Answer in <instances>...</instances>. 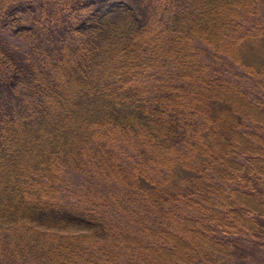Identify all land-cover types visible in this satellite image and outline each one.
Masks as SVG:
<instances>
[{"label":"trees","instance_id":"obj_1","mask_svg":"<svg viewBox=\"0 0 264 264\" xmlns=\"http://www.w3.org/2000/svg\"><path fill=\"white\" fill-rule=\"evenodd\" d=\"M262 12L264 0H0L3 264H247L243 243L263 249ZM119 142L135 150L128 169ZM86 163L130 198L128 227L64 197V171Z\"/></svg>","mask_w":264,"mask_h":264},{"label":"rangeland","instance_id":"obj_2","mask_svg":"<svg viewBox=\"0 0 264 264\" xmlns=\"http://www.w3.org/2000/svg\"><path fill=\"white\" fill-rule=\"evenodd\" d=\"M262 18L264 19V12L261 13ZM247 53L250 52L252 57L257 58L259 54L257 53V47L252 45L245 46ZM255 48V49H254ZM264 59L261 56L257 60ZM117 147L113 148V155L115 154V160L125 169H128L135 162V150L130 148L126 142H119ZM112 150V148H111ZM95 167L88 165L87 163L82 166V169H72L64 171L62 175L64 183H68L69 194L65 193V198L70 200H87L88 204L102 203L106 209H103V212H107V209L110 210L108 213L107 219L110 220L116 227L125 228L128 227L126 214L123 212V207L129 204L131 207H135L130 202V198L126 196L124 192L121 193V188L117 183L113 181L102 180L97 172ZM109 180V179H107ZM82 200V201H84ZM109 206V207H107ZM116 215L113 218L112 217ZM129 229L131 230L130 226ZM134 229V228H133ZM52 240V239H50ZM6 241L5 232L0 230V245ZM248 242L247 244L243 243L240 247L239 261L246 262L247 264H264V248L260 249L259 247L254 248ZM89 264H107L102 260L101 255L90 256ZM3 251H1L0 246V264H3ZM127 261H120L119 264H125ZM7 264V263H6ZM29 264V263H27ZM117 264V263H115ZM234 264V263H233Z\"/></svg>","mask_w":264,"mask_h":264}]
</instances>
